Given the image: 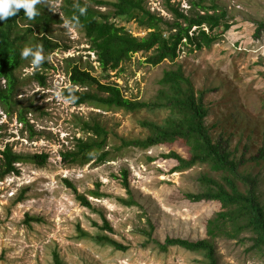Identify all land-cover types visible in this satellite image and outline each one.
<instances>
[{
  "label": "rangeland",
  "instance_id": "rangeland-1",
  "mask_svg": "<svg viewBox=\"0 0 264 264\" xmlns=\"http://www.w3.org/2000/svg\"><path fill=\"white\" fill-rule=\"evenodd\" d=\"M172 1L180 8L189 7V0ZM214 1L227 10L231 26L213 45L202 50L183 46L176 61L166 59L157 65L147 61L153 51L138 52L109 76L102 72L79 27L66 26V19L54 25L51 37L61 46L44 54L53 67L34 69L26 63L17 71L15 111L7 114L0 107V149L9 145L18 153L49 155L45 165L16 163L19 172L0 180V264H53L55 251L65 264H208L201 251L179 245L162 251L146 232L152 223V238L161 242L168 236L208 237V222L217 216L221 203L194 200L187 194L206 189L203 175L219 179L220 173L206 164L174 171L177 160L165 154L175 150L187 156L189 148L182 142L147 149L122 144L123 139L147 136L142 121L161 123L168 111L101 110L65 103L56 93L71 84L68 69L79 63L102 81L118 84L125 96L152 102L163 87L165 71L181 65L197 88L207 89L210 114L206 122L212 136L227 139L238 158L251 159L264 147V0ZM45 2L62 14L61 0ZM146 5L172 19L166 0H146ZM123 23L135 35L148 32L135 22ZM36 71L46 76L45 85L34 75ZM5 81L0 77L1 84ZM17 109L26 111L29 123L20 121ZM78 117L95 118L107 126L111 160L93 159L82 165L63 159L62 153L71 150L76 138L84 134ZM242 169L259 177L258 192L264 196V159L248 160ZM123 170L128 172L137 202L131 205L122 201L130 197L121 177ZM90 191L101 196H91ZM78 194L86 195L92 207L83 205ZM30 216L38 220L29 221ZM78 228L92 236L107 234L127 249L82 237ZM251 236L249 232L237 238L218 236L214 240L218 264H264V252L252 248Z\"/></svg>",
  "mask_w": 264,
  "mask_h": 264
},
{
  "label": "trees",
  "instance_id": "trees-1",
  "mask_svg": "<svg viewBox=\"0 0 264 264\" xmlns=\"http://www.w3.org/2000/svg\"><path fill=\"white\" fill-rule=\"evenodd\" d=\"M189 0L188 8H180L172 0H166V8L173 16L167 18L153 12L146 0H78L81 6L86 5L84 15L73 8L76 0H61L62 14L54 12L51 4L41 0L36 5L39 15L29 20L20 9L14 16L0 20V77L6 79L0 83V107L7 114L15 111V93L19 87L17 71L31 57L24 59L20 51L24 46L41 45L43 55L51 53L61 44L51 37L54 25L63 19H70L73 15L79 17V27L88 38L90 49L97 55L100 68L107 76L138 52L149 54L147 61L157 65L166 59L176 61L183 46L190 50H202L210 47L220 38L221 33L229 29L228 12L214 0ZM101 7H106L102 9ZM221 8L222 10H219ZM123 22H135L138 27L147 30L145 36L135 35ZM41 68H52L46 59ZM70 86L73 91L65 87L62 93L65 97L71 95L75 105L88 104L101 110H124L137 113L143 109L168 111L163 122L144 119L143 126L148 129L143 138L123 139L124 146L134 145L147 149L156 145H170L182 142L189 148V154L182 156L175 150L165 154L174 158L177 164L174 171L186 170L197 164H206L211 170L220 173V178L202 176L206 189L199 193H188L194 200H216L221 203V210L214 219L208 222V237L190 240L181 237H166L164 242L152 238L151 231L146 232L151 241L155 242L162 251H168L170 246L179 245L191 251H201L208 259V264H218L214 240L218 236L230 238L240 237L245 232L251 233L252 248L264 252V196L259 190V177L247 173L242 166L248 160L264 159V147H261L252 157L236 156L229 148L225 138H214L206 122L210 114L209 106L205 102L207 89L197 88L181 65L176 69L165 71L161 79L163 86L154 101L147 102L125 96L118 84L102 81L85 68L83 64H73L68 69ZM42 85L46 84V76L36 71ZM19 119L29 123L25 110L17 109ZM83 135L76 138V143L66 152L63 159L70 163L85 165L91 160L99 162L111 160L109 148L110 130L101 121L78 117ZM1 129V126H0ZM49 155L47 153L22 154L15 152L6 145L0 149V180L11 173H18L16 163L29 161L38 165H45ZM123 182L130 197L122 201L131 205L137 203L132 194L127 170L121 172ZM68 184L72 183L65 179ZM91 196L100 197L97 191H90ZM78 198L85 206L92 207L89 198L78 194ZM38 218L29 217V221ZM107 227L112 229L109 222ZM80 236L92 237L95 242L111 245L117 249L126 250L127 246L109 235L98 234L92 236L82 228H78ZM147 244V243H146ZM53 264H65L57 251L54 252Z\"/></svg>",
  "mask_w": 264,
  "mask_h": 264
},
{
  "label": "clouds",
  "instance_id": "clouds-1",
  "mask_svg": "<svg viewBox=\"0 0 264 264\" xmlns=\"http://www.w3.org/2000/svg\"><path fill=\"white\" fill-rule=\"evenodd\" d=\"M41 3V0H0V20H6L8 17L14 16L20 9L24 10V15L29 19H34L39 15V10L36 8V5ZM73 8L77 9L80 15H84L87 9V6H81L76 0L73 4ZM64 24L66 26L78 25L79 17L73 15L70 19L65 20ZM21 58L27 59L31 57L30 64L34 69H39L40 65L46 60V57L43 55V48L41 45L37 44L33 46H24L20 51ZM50 59V58H47ZM69 92L73 91L72 87L69 85ZM56 96L58 98H63L64 102L67 103L74 99L71 95L68 97H62L61 92H57Z\"/></svg>",
  "mask_w": 264,
  "mask_h": 264
}]
</instances>
